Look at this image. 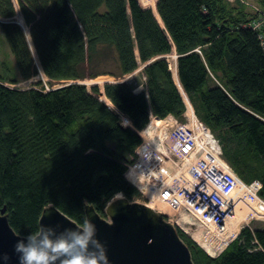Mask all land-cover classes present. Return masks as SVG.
<instances>
[{
    "label": "trees",
    "instance_id": "1",
    "mask_svg": "<svg viewBox=\"0 0 264 264\" xmlns=\"http://www.w3.org/2000/svg\"><path fill=\"white\" fill-rule=\"evenodd\" d=\"M18 2L29 37L15 21L0 23L20 73L10 83L43 72L50 85L72 84L23 90L0 77V213L6 209L17 234L37 233L51 205L83 227L86 205L103 217L117 191L144 202L125 177L141 142L138 131L151 115L183 120L187 96L236 174L262 182L264 198V47L242 27L250 21L244 7L225 0H147L154 13L140 0ZM17 15L14 0H0V19ZM140 64H148L140 93L128 83H107L103 92L79 83L124 78ZM119 113L133 127L121 124ZM177 231L194 264H264V228H244L217 258Z\"/></svg>",
    "mask_w": 264,
    "mask_h": 264
},
{
    "label": "built area",
    "instance_id": "2",
    "mask_svg": "<svg viewBox=\"0 0 264 264\" xmlns=\"http://www.w3.org/2000/svg\"><path fill=\"white\" fill-rule=\"evenodd\" d=\"M225 1L247 10L250 21L242 27L254 31L264 47V4ZM188 103L183 120L151 115L148 125L138 131L139 145H151V158L138 154L137 147L129 168L136 182L127 180L140 191L142 203L167 206L176 213L177 227L199 246L198 241L205 244L207 250L201 248L217 258L244 228L254 221L264 222L263 185L260 180L246 182L236 174L224 158L220 139ZM168 219L172 220L170 215Z\"/></svg>",
    "mask_w": 264,
    "mask_h": 264
},
{
    "label": "water",
    "instance_id": "3",
    "mask_svg": "<svg viewBox=\"0 0 264 264\" xmlns=\"http://www.w3.org/2000/svg\"><path fill=\"white\" fill-rule=\"evenodd\" d=\"M0 23H9V19H0ZM105 213L110 221L93 206L86 205V219L95 224L96 236L107 249L109 264H194L191 251L176 226L160 211L142 202L123 199L107 206ZM41 224L45 231L51 229L52 239L71 238L70 233L82 227L53 205L44 210ZM18 240L28 242L27 237L17 234L11 227L6 209H3L0 213V258L7 253L10 257L7 264H19L20 253L14 250ZM64 258L61 256L56 264ZM0 264H4L2 259Z\"/></svg>",
    "mask_w": 264,
    "mask_h": 264
},
{
    "label": "clouds",
    "instance_id": "4",
    "mask_svg": "<svg viewBox=\"0 0 264 264\" xmlns=\"http://www.w3.org/2000/svg\"><path fill=\"white\" fill-rule=\"evenodd\" d=\"M121 124L128 126L131 121L127 118L121 119ZM138 154L146 159L151 158V145L144 143L138 145ZM126 179L135 183L132 177V169L125 173ZM127 199L122 191L112 194L106 204L108 207L117 200ZM49 229L45 231L41 224L39 231L28 237V242L18 240L14 250L20 253L19 264H56L61 257L60 264H109L107 249L96 236V226L91 221H86L83 227L72 231L71 238L60 237L52 239L49 236ZM91 246V247H90ZM9 255L5 253L2 258L4 264L9 261Z\"/></svg>",
    "mask_w": 264,
    "mask_h": 264
},
{
    "label": "rangeland",
    "instance_id": "5",
    "mask_svg": "<svg viewBox=\"0 0 264 264\" xmlns=\"http://www.w3.org/2000/svg\"><path fill=\"white\" fill-rule=\"evenodd\" d=\"M156 1V3H158V0H154ZM251 1V0H250ZM14 3L17 7L18 10V15L14 18V19H9V21H15L18 24H20L21 26H23L27 37H29V31L27 29V27L24 25V21L19 9V2L18 0H14ZM141 5L146 8V9H152L155 13V10L150 6V3L147 2V0H140ZM1 20H5V19H1ZM8 20V19H7ZM30 42V41H29ZM32 49V48H31ZM33 51V50H32ZM175 53L178 56L177 52L174 50L171 54ZM165 58L167 59V56H165ZM168 60V59H167ZM169 64V63H168ZM145 68V65L140 64L139 69L124 77V78H115L111 75H102L100 77H98L97 79H93V80H86L84 82H79L82 84L87 85L89 88L92 86H99L101 88V91H104V86L107 83H128L129 85H131L136 93H140L145 91L146 89V80H145V74L143 72V69ZM0 77L3 78L4 80H7V86L11 87V88H16V89H29L32 88L36 85H38L39 83H42V87H44L47 90H51V89H58L61 87H64L65 85H69L72 84V82H53V85H50L48 78L43 74V72H40L38 75H36L35 77H33L31 80L28 81H20L19 83H15L12 84L10 83L12 80H19L20 78V73L18 70V66L16 64L15 58L11 52L10 46L7 42V39L0 27ZM9 81V82H8ZM39 87H41V85H39ZM189 102V101H188ZM121 118H127L125 117L123 114L119 113ZM125 127H131L130 125L125 126ZM149 206H151L152 208H154L157 212L161 211L167 215H170L172 220L168 219L169 222H173V224L177 227V225L175 224V219L173 218L176 213L167 209L164 206H157L153 203L148 204ZM104 218H106L108 221H110V218L107 217L106 215L103 216ZM178 228V227H177ZM251 228L255 229V228H264V222L263 221H254L251 224ZM198 243L205 249V244H203L202 242ZM207 250V248H206Z\"/></svg>",
    "mask_w": 264,
    "mask_h": 264
},
{
    "label": "bare ground",
    "instance_id": "6",
    "mask_svg": "<svg viewBox=\"0 0 264 264\" xmlns=\"http://www.w3.org/2000/svg\"><path fill=\"white\" fill-rule=\"evenodd\" d=\"M164 26V25H163ZM171 69H172V71H173V73L175 74V76H176V78L178 77V67H177V58L176 57H173L171 60ZM102 101V100H101ZM189 111H191V107L189 106ZM190 113V112H189ZM153 204H155V205H159V204H156V203H153ZM149 206V205H148ZM159 206H161V205H159ZM163 206V205H162ZM150 208H152L151 206H149ZM164 207H166V206H164ZM167 208V207H166ZM152 209H154V208H152ZM167 209H169V208H167ZM170 210V209H169ZM161 212V211H160ZM161 213H163V212H161ZM163 214H165V213H163ZM167 215V214H166Z\"/></svg>",
    "mask_w": 264,
    "mask_h": 264
},
{
    "label": "crops",
    "instance_id": "7",
    "mask_svg": "<svg viewBox=\"0 0 264 264\" xmlns=\"http://www.w3.org/2000/svg\"><path fill=\"white\" fill-rule=\"evenodd\" d=\"M251 1H254V2H258L259 4H261L260 2H259V0H251ZM146 89V88H145ZM186 94V93H185ZM187 95V94H186ZM187 98H188V96H187ZM189 99V98H188ZM189 101H190V99H189ZM191 102V101H190ZM192 104V103H191ZM193 106V105H192ZM193 108H194V106H193ZM195 110V109H194ZM126 117V116H125ZM128 119V118H127ZM131 127H133L132 126V124H129Z\"/></svg>",
    "mask_w": 264,
    "mask_h": 264
}]
</instances>
